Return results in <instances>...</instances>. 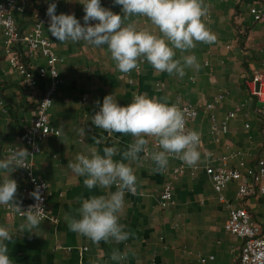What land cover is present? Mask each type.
I'll return each mask as SVG.
<instances>
[{
    "label": "crops",
    "instance_id": "obj_1",
    "mask_svg": "<svg viewBox=\"0 0 264 264\" xmlns=\"http://www.w3.org/2000/svg\"><path fill=\"white\" fill-rule=\"evenodd\" d=\"M23 1L25 12L14 13L21 35L31 30L49 0ZM263 1L206 0V23L216 40L197 42L190 52L197 57L200 68H187L183 77L158 73L143 59L130 74L121 73L106 45L94 47L83 40L60 42L48 31L49 23L44 25V37L61 59L56 65L61 84L49 110L50 126L60 134L42 142L41 153L33 157L32 166L35 176L48 185L51 218L24 232L20 230L23 218L10 217L0 206V225L10 227L14 233L13 240L6 242L13 264H237L242 241L224 230L229 211L245 208L254 222L263 225L264 199L257 192L241 199L237 195L239 183L229 182L221 193L225 201L220 202L205 170L239 171L243 181L250 183L246 169L254 168L264 153V104L257 102L246 86L253 75L264 77L262 28L251 14L252 9L264 6ZM81 2L63 0L57 14H74L83 24ZM101 4L114 13L121 12L114 0H101ZM127 22L149 26L142 16L130 17ZM4 40L0 29V158L6 157L9 148L21 146L20 134L31 125L40 94L47 86L45 82L33 89L24 87L22 77L9 64ZM9 50L31 68L46 67L39 52L27 57L22 44ZM188 54L176 50L174 58ZM136 93L197 109V117L188 122L187 128L201 133V161L188 166L173 157L163 172L154 171L155 165L147 159L133 163L138 191L135 195L126 193L121 217L130 237L119 244L94 243L69 230L65 215L78 218L81 198L106 193L99 188L87 189L84 178L76 177L67 165L88 146L102 150L114 145L121 152L127 148L132 142L129 134L98 129L91 117L99 111L104 96L113 94L121 106H126ZM208 104L214 105L212 110L206 109ZM230 114L234 116L226 120ZM212 117L218 126L226 121L227 131L217 140L211 134ZM81 127L85 129L84 137L77 131ZM149 147H157L154 140H150ZM114 158L121 159L120 155ZM180 168L182 173L175 175ZM10 178L18 185L17 202L29 199L28 181L22 171L16 169ZM167 183L172 186V201L162 209L157 203ZM114 250L127 252L126 259L112 261Z\"/></svg>",
    "mask_w": 264,
    "mask_h": 264
},
{
    "label": "clouds",
    "instance_id": "obj_2",
    "mask_svg": "<svg viewBox=\"0 0 264 264\" xmlns=\"http://www.w3.org/2000/svg\"><path fill=\"white\" fill-rule=\"evenodd\" d=\"M114 3L121 6L120 13L103 7L101 0H82V24L74 14H56L57 4L53 0L46 10L50 19L48 31L60 42L83 40L94 47L106 45L121 73L130 74L143 59L156 72L179 77L185 75L187 68L199 70L197 57L190 52L197 42L216 40L206 23L209 16L206 0H114ZM133 16L145 17L149 26L139 27L127 22ZM176 50L189 54L176 59ZM91 120L94 126L106 132L129 134L132 142L123 152L114 145L102 150L88 146L68 163L67 167L76 177L84 178L83 185L87 189L99 188L106 194L81 198L78 218L65 215V220L69 230L94 243L119 244L130 237L126 225L121 223L126 208L125 195H135L138 191L136 169L132 164L147 159L155 165L154 171L163 172L170 158L175 157L188 166L197 165L202 155L201 133L186 127L185 111L178 104L147 93L133 94L131 103L126 106H121L113 94L106 95ZM77 131L84 137V127ZM150 140H154L157 147L150 148ZM117 155L121 159H115ZM28 157L27 149L15 147L5 158H0V206H6L10 214L23 217L20 230L24 232L38 228L45 212L39 186L32 193L38 202L28 206L26 211H21L16 199L18 185L10 174L24 167ZM13 237L10 227L0 225V264H13L6 243ZM127 255V252L114 250L110 258L119 262Z\"/></svg>",
    "mask_w": 264,
    "mask_h": 264
},
{
    "label": "built area",
    "instance_id": "obj_3",
    "mask_svg": "<svg viewBox=\"0 0 264 264\" xmlns=\"http://www.w3.org/2000/svg\"><path fill=\"white\" fill-rule=\"evenodd\" d=\"M63 0H54L57 4L56 14L58 13V6ZM49 0L43 8L39 18L33 23L31 30L25 35H21L16 27L14 20V13L23 14L25 12V2L23 0H3L0 1V29L4 35V43L8 53L9 64L22 77L25 88L33 89L39 87L41 84L47 82V86L42 90L40 99L35 107V116L31 125L26 128L19 137L20 148H25L29 152L24 167L17 169L22 171L26 176L29 189L30 198L20 204L21 211H26L28 206L37 203L38 201L32 196V193L39 186V194L42 199V207L45 212L42 215L43 220H50L51 216L47 207L48 185L47 183L36 177L33 173L32 159L41 153V144L49 136H58L60 133L50 126L49 110L53 104V96L57 92L61 84L59 73L56 65L61 62V59L55 55L52 50L51 43L44 37L43 27L50 22L46 14ZM264 2V1H263ZM251 14L254 21L262 28V39L264 43V6L261 9H252ZM15 44H22L25 49L27 57H33L39 52L46 61V67L31 68L26 62L20 60L18 56L9 49ZM246 86L250 94L257 100V102L264 104V77L255 74L246 82ZM221 97H219L220 99ZM50 101V102H49ZM85 101V99H82ZM186 115V127L189 121L197 117V109L189 104L180 106ZM213 104H208L206 109L212 110ZM234 114L228 115L226 120L232 118ZM211 134L217 140L220 135L227 131L226 121L221 126L215 124L214 117L211 118ZM13 148H9L5 154L10 153ZM243 166V164H241ZM194 170V169H193ZM206 174L211 180L214 192L218 195V200L224 202L222 192L229 182H238V197H250L254 193L264 199V153L258 159L254 168L246 169V176L251 178L250 183H245L239 171L228 170L225 168L213 169L206 168ZM182 173V169H176L175 175ZM172 201V186L167 183L159 196L158 205L160 208H166ZM264 202V201H263ZM10 217L17 219L23 218L19 214H10L6 206L3 207ZM264 213V203L262 205ZM224 230L230 235L239 238L242 245L238 254L237 264H264V224L259 225L254 222L250 213L245 208L233 209L229 211L228 219L225 223ZM86 251L87 248H83Z\"/></svg>",
    "mask_w": 264,
    "mask_h": 264
}]
</instances>
